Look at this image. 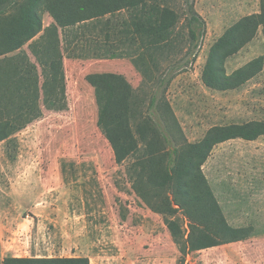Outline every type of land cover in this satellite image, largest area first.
Wrapping results in <instances>:
<instances>
[{"label": "rangeland", "instance_id": "374dc122", "mask_svg": "<svg viewBox=\"0 0 264 264\" xmlns=\"http://www.w3.org/2000/svg\"><path fill=\"white\" fill-rule=\"evenodd\" d=\"M148 1L170 7L180 19L171 52L157 55L155 63L139 42L128 39L129 11L48 33L63 57L64 108L49 110L41 98L43 115L17 133L10 148L0 142V264L8 257H85L90 264H180L183 259L162 215L135 191L140 154L116 162L98 125L90 77L123 78L137 97L139 118L147 115L154 91L165 90L158 88L161 78L171 80L165 98L179 125L174 131L189 143L216 126L264 122V67L237 90L213 91L202 81L212 46L242 18L260 13L261 0ZM188 3L206 22L194 57L185 56ZM43 20L44 28L55 24L47 12ZM25 49L41 72L35 55ZM260 56L262 30L226 62L227 73ZM0 93L17 96L4 84ZM4 103L13 113L18 102ZM203 172L227 223L248 229L250 236L193 252L183 264H264V137L216 146ZM176 217L187 236L188 219L183 213Z\"/></svg>", "mask_w": 264, "mask_h": 264}, {"label": "trees", "instance_id": "16d2710c", "mask_svg": "<svg viewBox=\"0 0 264 264\" xmlns=\"http://www.w3.org/2000/svg\"><path fill=\"white\" fill-rule=\"evenodd\" d=\"M122 11L132 13L128 39L139 42L149 60L155 63L157 55L171 52L179 15L156 2L0 0V87L2 84L11 86L17 92L16 98L0 93V142L10 148L16 134L43 115L39 106L41 98L49 110L64 108L63 57L59 43L49 41L48 33ZM44 12L54 20L51 27L44 28ZM186 26L185 56L194 57L200 39L206 34V22L196 13L193 3L187 4ZM260 30L264 33V0H261L260 13L242 18L212 46L202 73V81L208 89L217 92L237 90L262 72V56L231 74L226 70V62L251 43ZM44 39L47 43H41ZM25 48L37 58L41 72L31 62ZM89 82L95 89L99 106L98 125L114 151L116 162L122 163L140 154L133 186L151 210L162 215L183 256L180 264L193 252L248 239V229H237L227 223L203 167L220 144L236 139L252 142L264 137V122L216 126L199 142L189 143L178 139L174 131L179 125L165 98L171 80L161 78L158 88L165 90L161 94L154 91L147 115L142 118L138 117L135 108L137 97L135 99L131 86L123 78L98 75L90 77ZM4 101L18 102L13 113L4 106L9 102ZM178 213H183L189 221L187 236L176 217ZM3 264H90V260L85 257H8Z\"/></svg>", "mask_w": 264, "mask_h": 264}]
</instances>
